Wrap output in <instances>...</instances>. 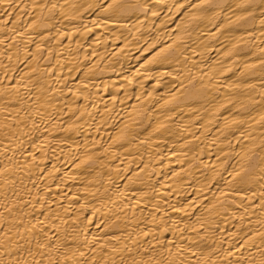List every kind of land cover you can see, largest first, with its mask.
Returning a JSON list of instances; mask_svg holds the SVG:
<instances>
[{
    "label": "bare ground",
    "instance_id": "obj_1",
    "mask_svg": "<svg viewBox=\"0 0 264 264\" xmlns=\"http://www.w3.org/2000/svg\"><path fill=\"white\" fill-rule=\"evenodd\" d=\"M0 264H264V0H0Z\"/></svg>",
    "mask_w": 264,
    "mask_h": 264
}]
</instances>
